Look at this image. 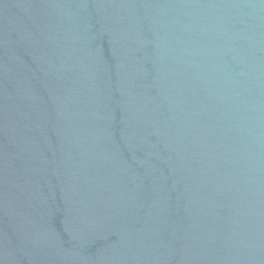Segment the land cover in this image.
Masks as SVG:
<instances>
[{
    "label": "water",
    "instance_id": "obj_1",
    "mask_svg": "<svg viewBox=\"0 0 264 264\" xmlns=\"http://www.w3.org/2000/svg\"><path fill=\"white\" fill-rule=\"evenodd\" d=\"M0 264H264V0H0Z\"/></svg>",
    "mask_w": 264,
    "mask_h": 264
}]
</instances>
